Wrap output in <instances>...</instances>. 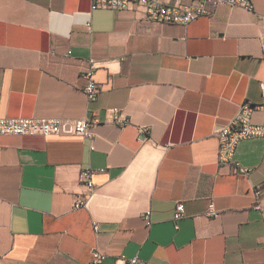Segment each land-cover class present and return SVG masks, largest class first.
Returning a JSON list of instances; mask_svg holds the SVG:
<instances>
[{"label": "crops", "instance_id": "obj_1", "mask_svg": "<svg viewBox=\"0 0 264 264\" xmlns=\"http://www.w3.org/2000/svg\"><path fill=\"white\" fill-rule=\"evenodd\" d=\"M252 1L183 24L93 0H0V117L89 118L93 134H0V264H89L95 250L100 264H264V137L224 164L217 135L263 99L264 0ZM86 168L95 190L75 207Z\"/></svg>", "mask_w": 264, "mask_h": 264}, {"label": "built area", "instance_id": "obj_2", "mask_svg": "<svg viewBox=\"0 0 264 264\" xmlns=\"http://www.w3.org/2000/svg\"><path fill=\"white\" fill-rule=\"evenodd\" d=\"M241 7L248 11H254L252 0H93L92 8L101 9H127L139 7L145 11L146 18L156 22H179L188 24L196 19L209 15L212 10L221 5ZM91 27V22L88 23ZM94 66H92V69ZM88 83L85 93L91 100L98 97L101 85L92 77V70L85 73ZM263 92L262 102L259 104L251 101L242 103L239 112L235 117L222 125L217 135L219 137V159L221 163H234L233 157L239 143L242 140L264 137V125L255 124L251 121L252 114L257 109H264V83H261ZM122 125L127 124L126 119H117ZM92 121L89 118L80 119H60V118H37V117H0V134H22V135H54L72 134L86 138H92ZM235 173L246 174L249 169L239 163L234 164ZM80 181L87 188V192L77 197L75 207L87 205L95 190L94 170L91 168L83 169L80 173ZM253 193L258 199L264 194V180L253 187ZM208 216L218 214L212 202L206 211ZM187 216L186 205L183 200L176 203L173 219ZM105 257L101 251L95 250L89 264H100ZM126 264H153L141 259L139 256L127 259Z\"/></svg>", "mask_w": 264, "mask_h": 264}]
</instances>
